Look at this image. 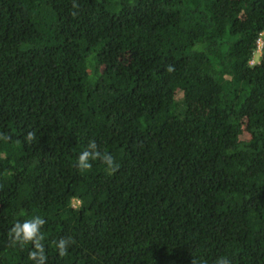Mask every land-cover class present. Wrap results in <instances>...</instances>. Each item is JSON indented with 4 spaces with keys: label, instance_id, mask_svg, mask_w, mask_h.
Segmentation results:
<instances>
[{
    "label": "trees",
    "instance_id": "trees-1",
    "mask_svg": "<svg viewBox=\"0 0 264 264\" xmlns=\"http://www.w3.org/2000/svg\"><path fill=\"white\" fill-rule=\"evenodd\" d=\"M0 136V264H264V0H0Z\"/></svg>",
    "mask_w": 264,
    "mask_h": 264
},
{
    "label": "clouds",
    "instance_id": "clouds-1",
    "mask_svg": "<svg viewBox=\"0 0 264 264\" xmlns=\"http://www.w3.org/2000/svg\"><path fill=\"white\" fill-rule=\"evenodd\" d=\"M35 138L34 132H29L26 136V140L31 142ZM0 139H7L6 136H0ZM100 160L104 165H106V171L109 174H113L119 169V164L115 162L113 156L107 153H101L96 144L95 140L88 143L84 151H82L77 159L76 167L80 171H88L92 168V161ZM44 224V220L40 217H36L30 221H25L23 224L17 223L12 228V233L15 235V240L21 241L22 243L32 242L36 251L30 253L31 258H36L39 255V264H45L46 256L44 255L43 246L41 241L44 239L40 232L41 227ZM71 243V238L63 239L61 238L57 242V248L60 256H65L67 254V248ZM216 264H229V261L224 257L219 258Z\"/></svg>",
    "mask_w": 264,
    "mask_h": 264
},
{
    "label": "built area",
    "instance_id": "built-area-1",
    "mask_svg": "<svg viewBox=\"0 0 264 264\" xmlns=\"http://www.w3.org/2000/svg\"><path fill=\"white\" fill-rule=\"evenodd\" d=\"M257 44H258L257 52H261V48H262V44H263V39L262 38H259L258 41H257Z\"/></svg>",
    "mask_w": 264,
    "mask_h": 264
},
{
    "label": "rangeland",
    "instance_id": "rangeland-1",
    "mask_svg": "<svg viewBox=\"0 0 264 264\" xmlns=\"http://www.w3.org/2000/svg\"><path fill=\"white\" fill-rule=\"evenodd\" d=\"M200 107L202 108V106H201V105H199V106L197 107V111H198V108H200ZM202 111H203V108H202Z\"/></svg>",
    "mask_w": 264,
    "mask_h": 264
}]
</instances>
